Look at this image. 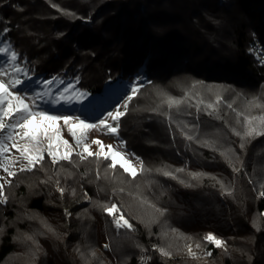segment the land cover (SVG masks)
Segmentation results:
<instances>
[{"label": "trees", "instance_id": "16d2710c", "mask_svg": "<svg viewBox=\"0 0 264 264\" xmlns=\"http://www.w3.org/2000/svg\"><path fill=\"white\" fill-rule=\"evenodd\" d=\"M0 21L17 65L43 86L55 77L51 93H85L70 110L97 113L141 85L119 137L143 165L133 178L73 154L18 172L0 203V264L19 245V264H137L153 249V264H264V135H244L264 116V58L251 52L264 51V0H0ZM121 213L131 229L116 227Z\"/></svg>", "mask_w": 264, "mask_h": 264}, {"label": "snow or ice", "instance_id": "6c2138e0", "mask_svg": "<svg viewBox=\"0 0 264 264\" xmlns=\"http://www.w3.org/2000/svg\"><path fill=\"white\" fill-rule=\"evenodd\" d=\"M55 6V5H54ZM2 23V21H0ZM3 33H8L10 29L5 26L0 29ZM0 53L9 54L10 64L9 67L11 69V76L9 71L4 67H0V77H9L7 80L0 79V132L5 129L11 130L6 137V140L12 141L10 147L16 149L20 157L23 161H26V164H21L19 171H31L36 164H38L41 160H43V152L45 151L43 142L47 141L46 151L49 156L52 157V162L57 163L59 160H66L71 162V157L73 155V147L69 143L68 140L63 139L60 134V130L58 128L53 129L52 127L45 125L43 128H33L32 122L33 120L38 121H47L51 122L52 125H55L59 121H63L65 125H68V132L75 140V144L81 150L76 152L75 155L80 158L81 161L86 160L88 157H96L99 159L103 157L104 160H110L111 163L108 165L109 168L115 169L117 164H119L120 168L124 170L125 173H130V175L134 178L136 176V171L132 166L131 158L123 152L120 148H115L114 145L105 146L103 142L99 139H93L91 144H95L98 146L99 150L97 152H92L90 150V144L85 141L88 139L87 133L94 130H107V133L110 135L118 136L119 135V127H120V119L123 117L126 112L120 111L117 109L116 111H109L107 113V117L104 119H100L98 123H87L84 120H81L79 117H71V116H57V115H49L47 111L43 110L41 105L37 103L38 100H43L44 103L50 104H60L61 100L68 102L73 97L84 96L85 93L82 92H73V97L67 95L70 90L73 88L72 85H68L61 92H59L55 97H51L49 91H44L43 93L37 92L34 96L28 97L26 94L27 88L22 87L25 85V81L20 79L17 74L23 73L25 77L29 80L27 71L21 68L16 64L18 59V54L15 51L11 50L10 44H5V46L0 47ZM4 63V62H0ZM55 77L51 80L45 81L44 84L47 87L51 85L55 81ZM138 87L133 86L131 88L132 94H136L138 92ZM48 97V99H45ZM133 98L132 95L127 97V101H130ZM127 101L123 105L124 109H127ZM180 101L172 100L171 98L168 100L169 107H172L173 104H178ZM253 106L256 107H264L259 104H255ZM115 122V126L108 123V120ZM72 121L76 122L77 128L71 126ZM258 121L255 127H253V122ZM248 129L244 133L245 136L252 135H264V116L261 117H253L247 120ZM19 129V131H16ZM239 135V133H237ZM16 137H19V140L24 141L23 144L18 143ZM191 139V137H188ZM124 142L121 141V144ZM57 145L63 146V152H59L57 150ZM243 146V145H242ZM105 147H107L108 151L105 152ZM9 149V145L3 141H0V155L7 152ZM117 157L121 159L118 161ZM139 159V158H137ZM7 160V158H6ZM16 161H8L7 163H0V167L4 169L8 176H15L17 173L15 171L10 170L9 164H15ZM141 170H143V165L141 162ZM178 171H182V169H178ZM165 175L169 173L165 172ZM6 183H11V181H6ZM5 187L4 183H0V203H6L7 197L3 194V189ZM63 192V189H60ZM261 196H264V192L261 193ZM103 210L108 215H113V210L119 211L118 206L116 204L111 205H101ZM123 221V223L121 222ZM114 223L117 228L127 227L129 229L132 228V225L128 222L127 219L124 218L121 213L120 216L114 217ZM209 243L214 244L216 247H221L224 243L222 240L216 238L213 234H208L205 237ZM105 248L108 245L104 246ZM199 247V245H197ZM162 254L167 255V252L163 250ZM188 252L190 255H195L192 252L191 247H189ZM211 255V253H208Z\"/></svg>", "mask_w": 264, "mask_h": 264}, {"label": "rangeland", "instance_id": "374dc122", "mask_svg": "<svg viewBox=\"0 0 264 264\" xmlns=\"http://www.w3.org/2000/svg\"><path fill=\"white\" fill-rule=\"evenodd\" d=\"M258 48L260 49V51H257L255 49V50H251V52H253L254 55L256 57H258V58H264V51H263L262 47L258 45ZM0 62H4V61L0 60ZM9 64L10 63H8V62L0 63V67H4L6 70H8L9 74L11 76V69L9 67ZM27 74H28V77L31 78L30 80L27 77H25L23 73H20V74H17V75L19 76L20 79L25 81V85L22 86V87H26L27 88V91L24 94H26L28 97L34 96L35 93H37V92L43 93L44 91H49L50 94H51V97H55L59 92L62 91V89H60V90L57 89L56 91H53L51 93V91L55 90V89H52L50 86H47V87L43 86L41 84L39 78H36L35 76L30 75L28 72H27ZM8 78L9 77H0V79H5V80H7ZM56 86H57L56 88H58V83H56ZM133 86H137L138 89H139L141 85H139V84L131 85L130 90L128 91V93H126V95L121 96L122 98L120 97V100H119V95H118L119 90H118V88H116L115 92H113L114 96H112V100L113 101L111 99H109V98H107V99L100 98L99 101L95 105V110H98V111H95L97 113H94V112L91 111L87 115L83 114V113H80L81 111L78 108H75L74 110H70L72 108H71V106H68V104L72 103L73 99L76 98V97H73V94H72L73 91L72 92L70 91L67 94L70 97H73L68 102H65L64 100H61L60 104L53 105V104H50V103H44L43 100H38L37 103L40 104L42 109L47 111L49 115L79 117L81 120H84V121H86L87 123H90V124L98 123V121L100 119H104L105 117H107V113L109 111H116L117 109H119L120 111L127 112V109H124L123 105L127 101V97L129 95L133 96V94L131 92V88ZM45 99H48V97H45ZM117 100H119V101H117ZM129 102L130 101H127V107L129 105ZM138 109H141L139 112L145 110V105L143 107H141V108H138ZM108 123H110L113 126H115V122L111 121L110 119L108 120ZM45 125H48V126L52 127L53 129L58 128L60 130L61 137L63 139L68 140L69 143L72 145L73 150H74L73 154H75L76 152H79L81 150L79 147L76 146L75 140L72 138V136L68 132V127L69 126L65 125L62 120L57 122L55 125H52L51 122H47V121L33 120V122H32V127L33 128H38L39 129V128H43ZM71 126L75 130L77 128L76 122L72 121ZM10 131L11 130H9V129H5L2 132H0V141H3V142H5L6 144L9 145L8 151L5 152L4 154L0 155V163H7L8 161H16V163L14 165L13 164H9L8 166H9L10 170L15 171L16 173H18V172H20L19 168H20L21 164H26L27 162L23 161L22 159H19V157H20L19 152L16 149H13V148L10 147L12 141L6 140V137L8 136ZM16 131H19V129H17ZM119 135H120V133H119ZM119 135L118 136L110 135V134L107 133L106 129L105 130H94V131H90V132L87 133L88 139L85 142L89 143L91 145L90 146V150L92 152H94V153L97 152L99 150V148H98L97 145L91 144V141L93 139L101 140L105 146L111 144V145H114L115 148H120L123 152L128 154V156L131 158L132 166L134 167V169L136 171V175H137V174H139L141 172V161L138 160L133 155V153L128 148V144L124 141L125 139H123L121 136H120L121 137L120 138ZM16 139H17L18 143H20V144L24 143V141L19 140V137H16ZM121 141H123L124 143L121 144ZM43 145H44V148H45V151L43 152V156L45 158L46 156H49L47 154V151H46L47 141H44ZM57 150L59 152H63V146L62 145H57ZM104 150H105V152H107L108 151L107 147H105ZM49 157L52 160V157L51 156H49ZM6 158H7V160H6ZM44 158H43V160H44ZM100 158H103V157H100ZM120 159H121L120 157H117L118 161ZM43 160H41L39 163H41ZM59 161H61V160H59ZM107 161L109 163H111L110 160H107ZM117 166H119V164H117ZM13 177L14 176H11V177L8 176L7 173L4 171V169L2 167H0V183H4L5 186H6L8 184V183H6V181H11V179ZM114 213H115V210H113V214ZM121 222L123 223V221H121ZM36 245L37 244H35V246ZM105 245H108V247L107 248L104 247V249H110L109 242L104 244V246ZM191 249H192V252L195 253V255L194 256L190 255L189 252H188L187 255H189L190 257H198V255H201V254L205 255V252L198 253V251L193 250V248H191ZM18 250H19V252H17L14 256H12L7 261V264H19V263H21V261L27 259L26 255L30 254V252L22 251V248L20 247V245H19ZM53 254H54L53 250L51 248H48V252L46 254V256L48 257L47 259H49V257L54 256ZM41 256H42V254H41Z\"/></svg>", "mask_w": 264, "mask_h": 264}, {"label": "built area", "instance_id": "2783aa9c", "mask_svg": "<svg viewBox=\"0 0 264 264\" xmlns=\"http://www.w3.org/2000/svg\"><path fill=\"white\" fill-rule=\"evenodd\" d=\"M156 254H160L159 250L143 252L137 260V264H153V258Z\"/></svg>", "mask_w": 264, "mask_h": 264}]
</instances>
